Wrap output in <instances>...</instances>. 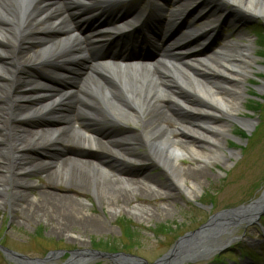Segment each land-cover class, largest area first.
<instances>
[{
    "label": "bare ground",
    "instance_id": "6f19581e",
    "mask_svg": "<svg viewBox=\"0 0 264 264\" xmlns=\"http://www.w3.org/2000/svg\"><path fill=\"white\" fill-rule=\"evenodd\" d=\"M84 1L100 5L99 10L104 11L121 0ZM80 2L0 0V207L3 201L14 203L33 188L37 195L21 206L12 204L11 213L22 222H45L65 233L76 227L88 232L103 223L87 216L67 195L58 194L56 187L61 184L78 187L80 192L94 191L113 212L130 208L144 215L149 210L132 206V202L158 195L162 187H174L192 196V187L205 177V171L199 166L184 169L180 161L197 157L210 165L201 148L213 149L221 156L213 144L222 147L224 143L218 138L232 136L228 122L249 131L253 128V121L241 117V111L246 78L259 66L254 58V41L247 37L222 40L220 47L206 56L192 54L191 48L180 45L198 31L168 38L170 19H166L163 31V50L154 61H90L80 50L70 23L71 16L79 11H67L72 6L89 8ZM177 4L183 14L188 6L204 5L212 9L214 20L229 14L230 24L236 16L264 21V0H180ZM132 10L129 18L141 22ZM212 33H206L203 41L210 40ZM50 34L61 37L49 39ZM78 64L85 67L77 68ZM39 72L51 73L55 79L34 76ZM60 78L74 83L57 86L55 80ZM118 129L124 132L111 136V141L103 140V131ZM73 145L111 157H65L61 165L48 169L47 163L56 160L47 151L66 150ZM138 149L145 154L132 156ZM6 154L11 158H2ZM118 156L122 160L115 158ZM114 162H151L161 170L166 183L156 191L149 187L155 184L147 181L149 186L145 188L142 182L124 177ZM40 166L48 170L46 187L25 181ZM263 210L264 196L250 216ZM226 227L210 225L180 245L162 264H192L185 260L202 254L204 263L214 260L218 256L215 251L223 246L220 244L235 232ZM227 230L230 235L224 234ZM222 234L223 239L219 238ZM88 251L72 258L73 262L76 258L89 260Z\"/></svg>",
    "mask_w": 264,
    "mask_h": 264
},
{
    "label": "rangeland",
    "instance_id": "374dc122",
    "mask_svg": "<svg viewBox=\"0 0 264 264\" xmlns=\"http://www.w3.org/2000/svg\"><path fill=\"white\" fill-rule=\"evenodd\" d=\"M230 22L231 20L225 22L223 26V42L225 39L236 40L238 36L254 41V58L259 66L254 67L253 76L246 78L241 111V117L252 120L254 126L249 134L238 124L228 122L232 136L218 138L224 143L222 147L212 142L222 153L221 156L214 153L213 149L201 148L202 153L206 155L204 157H208L207 160L211 161L210 165H206L205 161H200L197 157H185L180 161L184 169H196L199 166L205 171V177L198 185L192 187V196H187L174 187H162L165 193L159 192L158 195L135 199L132 202V206H139L145 209V212L149 210L147 212L149 214L144 215L131 212L130 208L113 212L102 204L94 191L80 192L77 190L78 187L61 184L56 187L58 194L67 195L75 204L83 208L87 216L103 223L99 229L88 232L76 227L65 233L54 230L53 226L45 222L32 224L22 222L11 213L12 204L21 206L26 200L37 195L35 189L29 188L24 192L23 197L14 203L3 201V207H0V245L30 259H44L50 251L59 254L48 264H64L69 258L68 252L85 249L126 253L153 264L168 254L180 237L198 229L213 215L226 209L247 206L259 200L264 193V56L261 55L262 49L259 47L258 26L264 31V21L245 20L242 23L233 21V24ZM245 23H248V26H244ZM39 124L41 123H37ZM122 132H124L122 129H118L114 132L104 131L101 135L104 137L103 140L111 141V136L114 137V134ZM174 137L180 136L175 134ZM55 150L51 153L47 151V154L53 156V161L56 160L47 163L48 169L61 165L60 161L65 157L88 160L111 157L106 152H96L76 146L66 150ZM137 151H132V156L142 157L145 152L143 149ZM119 157L115 158L122 160ZM2 158L7 160L11 155H2ZM114 164L124 177L142 182L145 188L149 186L147 181L155 184L149 187L156 191L166 183V178L160 175L161 170L155 168L151 162L142 164L114 162ZM41 166L33 175L26 178L27 183H33L37 187L48 185V170ZM2 187L3 184L0 188ZM7 190L10 194L9 188ZM173 197H176V202ZM260 215L255 225L247 229L240 227L235 230L234 235L240 238L232 248L204 264H264V210ZM127 225L132 226L134 241L128 240L125 236ZM58 251L65 252L58 253ZM6 255L8 256L0 252V264L23 262L22 258L14 254L7 252ZM89 264L114 263L109 258L96 255ZM192 264L203 263L202 260H198Z\"/></svg>",
    "mask_w": 264,
    "mask_h": 264
},
{
    "label": "water",
    "instance_id": "95a60500",
    "mask_svg": "<svg viewBox=\"0 0 264 264\" xmlns=\"http://www.w3.org/2000/svg\"><path fill=\"white\" fill-rule=\"evenodd\" d=\"M227 15H229V14H227ZM235 18L237 19L236 20L237 23H242V21H244L239 16H236ZM247 24L248 23H245L244 26H247ZM133 54H134L133 57H140L139 56L140 55L139 53H133ZM148 59H153V58H151L149 56ZM239 126L241 128H244L241 125H239ZM246 131L249 132L248 130H246ZM263 196H264V193H263ZM260 199L257 200V201H255V202H252L251 204H249L247 206H240V207L233 208V209H226V210H223V211H221V212L213 215L209 219V221L206 224H204L202 227H200L198 230H196L194 232H190V233L186 234L185 236L181 237L176 242V244L173 246V248L169 251V253L166 254L165 256H163L158 261H156L154 264H162L164 262V260H166L173 253H175L174 250L176 251V249L180 245H182L185 241H187L189 239H192V238L198 236L199 234H202L212 224H214V225H218L219 224V226L227 224V227H230V229H234V230L237 229V228H240V227H247V226L255 225L257 223V220L259 219L260 213H253L250 216V212H251L253 206L256 203H258L260 201ZM224 234L230 235L231 232H229L227 230ZM223 236L224 235L222 234L219 238L222 239ZM233 241H235V238H231V237L225 238V240L223 241V244H220V245H223V246L218 247V249L215 252L219 253V252H222V251L226 250ZM224 242H227V244H224ZM85 251L86 250L78 251L76 253H71V255L75 257L78 254H80L82 252H85ZM88 252L90 254L89 255L90 256L89 259H92V258L96 257V255H98L99 257L102 256V257H105V258H109L115 264H148L147 262H145L142 259H138L139 261L138 260H135L136 257L131 256V255H127V254H105V253H101V252H97V251H88ZM18 256H20L21 258H24L21 255H18ZM24 259L25 260H28L27 258H24ZM48 259H49V257H47L46 259H43V260H29V264H43ZM79 259H81V258H76V260H79ZM204 259H205V256L202 254V255H196V256H193L191 258H188V259L185 260V262L194 263V262H196L198 260H204ZM71 261H72V259L69 260L68 263H70ZM80 261H81V264H85V263L88 262V260H83V258ZM75 263H80V262L77 261Z\"/></svg>",
    "mask_w": 264,
    "mask_h": 264
},
{
    "label": "trees",
    "instance_id": "16d2710c",
    "mask_svg": "<svg viewBox=\"0 0 264 264\" xmlns=\"http://www.w3.org/2000/svg\"><path fill=\"white\" fill-rule=\"evenodd\" d=\"M263 29L262 28H258V38H259V45L262 49V53L261 55L264 56V31H262ZM125 236L128 240L130 241H134L135 239V234L133 233V229H132V226L131 225H127L126 226V230H125ZM108 246V245H107Z\"/></svg>",
    "mask_w": 264,
    "mask_h": 264
}]
</instances>
